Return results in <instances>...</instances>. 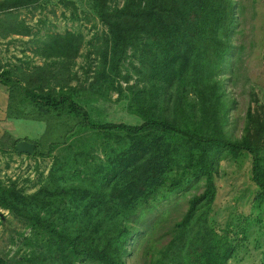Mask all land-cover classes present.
Instances as JSON below:
<instances>
[{
  "label": "trees",
  "instance_id": "1",
  "mask_svg": "<svg viewBox=\"0 0 264 264\" xmlns=\"http://www.w3.org/2000/svg\"><path fill=\"white\" fill-rule=\"evenodd\" d=\"M38 1H0V12L11 15L14 8ZM110 2L87 0L107 27L89 87L96 99L83 100L82 90L60 81L52 87L58 76L49 66L23 77L11 68L0 69L10 104L19 97L21 104L37 105L60 123L64 146L71 150L83 144L65 166L57 158L51 180L33 194L0 180V207L33 235L25 237L31 250L12 258L0 254V264H79L84 259L127 264L128 239L139 230L130 221L138 209L151 198H167L192 177L205 179L204 191L191 197L182 219L164 233L168 243L160 248L151 244L152 259L146 264H232L237 239H242L231 237L229 229L219 233L212 221L222 155L252 159L254 209L260 216L264 212V108L248 109L240 138H231L224 128L228 89L219 76L229 53L226 34L235 5L232 0H125L122 7H112ZM41 42L39 54L65 68L78 56L84 37L48 34ZM131 56L141 63L142 81L148 82L126 89L129 106L142 123L95 120L87 103L104 97L115 83L122 97L120 69ZM87 139L93 151L99 141L104 155L93 171L89 163L96 157L86 150ZM19 142L7 148L18 153ZM35 146L33 156H38ZM9 150L4 144L0 148L5 154Z\"/></svg>",
  "mask_w": 264,
  "mask_h": 264
},
{
  "label": "rangeland",
  "instance_id": "2",
  "mask_svg": "<svg viewBox=\"0 0 264 264\" xmlns=\"http://www.w3.org/2000/svg\"><path fill=\"white\" fill-rule=\"evenodd\" d=\"M124 1L111 0L110 5L122 7ZM232 1L235 20L227 31V38L225 35L230 48L219 77L228 89L225 132L231 138H240L248 109L264 108V0ZM10 14L0 12V69L11 68L18 77H23L24 74L36 72L38 68L49 66L58 76L52 87L60 81L66 88L82 90L83 100L84 97L96 99L89 87L95 77L94 71L100 66L107 27L92 13L87 0H39L16 7ZM68 32L84 37L80 52L67 67H62L58 62L53 66L56 59L44 58L38 52L43 45L41 41L48 34L64 35ZM140 67L141 63L135 56L122 63L119 79L123 86L122 97L115 83V87H111L104 97L87 103L95 120L132 126L142 123L129 106L126 90L136 83L140 86L148 84L142 81ZM1 82L0 148L4 144L9 150L7 145L12 142L26 141L38 145V156L11 150L6 154L0 151V180L6 185L15 182L26 194H33L51 180L54 161L58 158L65 166L68 160L76 156V151L83 148V144L79 143L71 150L68 145L64 146L63 131L60 123L55 122L56 118L48 119L49 115L31 102L21 104L19 97L10 104L8 89ZM8 135L11 139L7 138ZM90 139L92 142L91 136ZM94 145L93 151L87 139L86 150L96 157L89 163L91 171L101 165L100 159L104 157L99 141ZM221 159L215 176L217 197L212 213L214 227L219 233L229 229L231 237L237 234L242 239L241 242L237 239L232 264H262L264 212L260 216L254 209L256 186L251 179L252 159L242 156L234 160L226 154ZM204 184L203 177H192L186 186L167 198H151L141 205L130 221L139 230L133 231L128 239L127 249L130 253L124 257L127 264L151 261V244L157 242L160 248L168 243L169 237H164V233L182 219L189 200L204 191ZM22 232L25 233L24 237L21 236ZM25 237H33L26 224L0 207V254L7 256L9 253L7 257L12 258L16 253L22 255L31 250L33 247L26 246ZM79 264L98 263L84 259Z\"/></svg>",
  "mask_w": 264,
  "mask_h": 264
},
{
  "label": "water",
  "instance_id": "3",
  "mask_svg": "<svg viewBox=\"0 0 264 264\" xmlns=\"http://www.w3.org/2000/svg\"><path fill=\"white\" fill-rule=\"evenodd\" d=\"M35 148H36L35 144L26 141H21L17 144V150L19 153L33 155L35 153Z\"/></svg>",
  "mask_w": 264,
  "mask_h": 264
}]
</instances>
